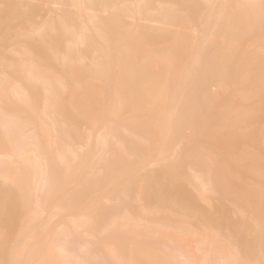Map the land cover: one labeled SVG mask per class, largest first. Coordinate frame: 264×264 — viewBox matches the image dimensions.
Masks as SVG:
<instances>
[{
	"label": "bare ground",
	"instance_id": "6f19581e",
	"mask_svg": "<svg viewBox=\"0 0 264 264\" xmlns=\"http://www.w3.org/2000/svg\"><path fill=\"white\" fill-rule=\"evenodd\" d=\"M259 4L0 0V264L264 261Z\"/></svg>",
	"mask_w": 264,
	"mask_h": 264
},
{
	"label": "snow or ice",
	"instance_id": "6c2138e0",
	"mask_svg": "<svg viewBox=\"0 0 264 264\" xmlns=\"http://www.w3.org/2000/svg\"><path fill=\"white\" fill-rule=\"evenodd\" d=\"M5 7H7V5H5ZM249 7H255V5H249ZM259 7L261 9L262 18H264V0H260ZM261 264H264V261H262Z\"/></svg>",
	"mask_w": 264,
	"mask_h": 264
}]
</instances>
